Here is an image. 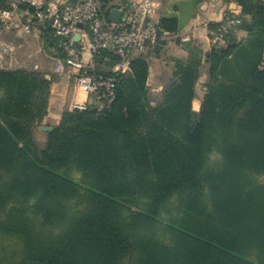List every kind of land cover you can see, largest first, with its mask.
Instances as JSON below:
<instances>
[{
  "label": "trees",
  "instance_id": "16d2710c",
  "mask_svg": "<svg viewBox=\"0 0 264 264\" xmlns=\"http://www.w3.org/2000/svg\"><path fill=\"white\" fill-rule=\"evenodd\" d=\"M235 2L225 44L189 47L160 93L146 56L115 72L103 51L114 102L52 132V80L0 68V264H264V0Z\"/></svg>",
  "mask_w": 264,
  "mask_h": 264
},
{
  "label": "built area",
  "instance_id": "2783aa9c",
  "mask_svg": "<svg viewBox=\"0 0 264 264\" xmlns=\"http://www.w3.org/2000/svg\"><path fill=\"white\" fill-rule=\"evenodd\" d=\"M114 11L120 13L112 20ZM240 24V13L228 10L213 42L224 44L225 36ZM6 31L49 36L51 48L62 58L54 71L73 80L77 94L71 111L87 110L92 102L101 107L115 100L116 79L96 74L97 58L111 52L119 62L115 72L130 70V62L152 53L158 44L173 38L156 19L154 0H0V59L12 58L15 47L3 40Z\"/></svg>",
  "mask_w": 264,
  "mask_h": 264
},
{
  "label": "crops",
  "instance_id": "0c3cea01",
  "mask_svg": "<svg viewBox=\"0 0 264 264\" xmlns=\"http://www.w3.org/2000/svg\"><path fill=\"white\" fill-rule=\"evenodd\" d=\"M154 3L156 4V14L159 13L158 17L156 15L157 20L163 23L165 20H172L171 23L174 26V33H171L175 35L171 36H173V39H175L177 43L181 47H183L182 51H177V53L180 55L177 57H181V59L188 58L190 54L188 49L189 47L192 48L193 46H197L200 47L204 52H208L211 48L210 44L213 43L212 36L210 34V25L214 23H220L224 13H226L230 9L238 13L241 12V8L235 2V0H155ZM188 3H193L195 5V10H193L194 15L192 19H190V21L184 20L182 16L184 5L187 6ZM179 5H181V7ZM180 8L182 9L180 10ZM17 36L18 35L14 31H6L3 34L2 38L6 42L12 44L11 40ZM246 36V33H240L241 38H245ZM48 37L49 36L45 38L49 41ZM167 42L168 41L166 40V44L163 46L160 52L156 53L153 50L152 53H148L146 55L147 59L150 62V77L148 84L151 88L153 87L152 90L154 91V93H160L164 88V75L168 70L164 68L163 57L161 56V54L165 51ZM207 44L210 48L207 47ZM14 61L15 60L13 58L0 59V68H21L16 67ZM54 69L52 71L53 74H46V78L48 80H52V77L60 76L65 80L68 87V93L66 94L67 105H64L63 109L60 111V113H58L59 115L57 117V123L55 122L52 124L56 126L61 118V114L64 109L67 108L68 110H70V107L76 100V98H78L79 100H85V95H78L73 80H69L66 76L56 73ZM206 78L207 77L204 75L200 83L204 84ZM201 90V86L198 87V92L200 95L197 99H195L193 103V109L195 111H197V109L201 107L202 104ZM52 116L53 114L50 110L47 118H50Z\"/></svg>",
  "mask_w": 264,
  "mask_h": 264
},
{
  "label": "rangeland",
  "instance_id": "374dc122",
  "mask_svg": "<svg viewBox=\"0 0 264 264\" xmlns=\"http://www.w3.org/2000/svg\"><path fill=\"white\" fill-rule=\"evenodd\" d=\"M155 1V0H154ZM181 7V5H179ZM195 5L193 3H188V5H184V9L182 11V16L184 20L190 21L194 15ZM182 8H180L181 10ZM157 17L159 13L156 14ZM244 33V32H243ZM167 45L165 51L161 54L163 57L164 68L168 71L165 72V79L168 77L167 74H171L173 70V62L176 59H181L177 51H182L183 47H181L177 41L173 38H169L167 40ZM13 46L15 47V51L12 54V58L15 60L14 63L16 67H21L30 70H38L42 72L44 75H50L53 69L56 67L57 56L59 55L57 50L51 49V44L49 41L43 37L36 34H26L20 32L17 37H14L11 40ZM213 42V40H212ZM225 44V42H223ZM220 44H216L215 42L210 44V47L217 46ZM207 47L209 45L207 44ZM210 48V49H211ZM53 74V73H52ZM167 76V77H166ZM52 84L50 87V104H51V112L53 114L52 117L46 119V124L43 126H52L53 123L57 121L58 113L63 109L66 104V94L68 93L67 84L63 78L60 76L52 77ZM202 86V83L198 85V87ZM153 89V87H152ZM68 110L67 108L64 111ZM57 123V122H56ZM38 138L41 141L46 139V135L44 133H39ZM223 156L220 153H214L211 155L209 166L212 170H219L223 167ZM258 180L264 182V176H259ZM4 239L5 235H1Z\"/></svg>",
  "mask_w": 264,
  "mask_h": 264
},
{
  "label": "water",
  "instance_id": "95a60500",
  "mask_svg": "<svg viewBox=\"0 0 264 264\" xmlns=\"http://www.w3.org/2000/svg\"><path fill=\"white\" fill-rule=\"evenodd\" d=\"M119 16H120V13L118 11H114L113 14L111 15V19L112 20H118L119 19ZM165 44H166V41H163L161 44H158L155 47L154 51L156 53L160 52ZM200 109H201V107H199L197 109V111H200ZM54 129H55V127H52V126H41L40 127V130L41 131H46V132H52Z\"/></svg>",
  "mask_w": 264,
  "mask_h": 264
}]
</instances>
